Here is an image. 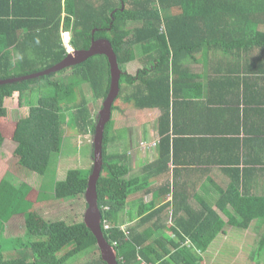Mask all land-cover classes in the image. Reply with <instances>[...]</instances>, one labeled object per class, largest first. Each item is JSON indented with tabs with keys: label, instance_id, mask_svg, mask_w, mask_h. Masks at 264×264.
Returning <instances> with one entry per match:
<instances>
[{
	"label": "trees",
	"instance_id": "trees-1",
	"mask_svg": "<svg viewBox=\"0 0 264 264\" xmlns=\"http://www.w3.org/2000/svg\"><path fill=\"white\" fill-rule=\"evenodd\" d=\"M168 2L169 0H98L96 3V0H68L67 17L64 21L65 30L71 33V46L76 51L88 50L93 41L110 42L121 71L119 94L111 112H124L128 109L127 106L155 110L156 105H159V132L162 137L159 174L168 171L171 96L185 72L184 65L181 64L183 59L205 47L259 46L264 49V19L251 18L252 12L264 13V0H258L257 10L251 9L256 5L248 6L243 3L214 5L213 13L231 12L237 16L238 21H221L219 18L193 21L186 16L199 12V6L188 5H179L184 18L178 19V15L174 17L166 14L173 8ZM61 13L59 8L57 20L45 21L46 28H51L52 33L45 36L43 30L37 36L20 34L27 29L36 33V28L40 29L37 27L39 21H12L8 25H5L6 21H0V81L45 72L68 56L60 37ZM193 26L199 28L196 33L189 30ZM12 47H16L19 52L17 59L12 57ZM132 63L140 64L136 74L122 69ZM66 71L71 73L57 78ZM110 83L108 59L104 55H96L57 73L0 85V152L5 144L2 123L9 114L6 100L18 96L19 105L27 106L28 113L20 117L15 127L12 138L16 145L14 157L21 167L32 173L45 175L52 156L62 151L67 128H73L82 135H94L98 114L94 113L92 103L94 100H105ZM87 91L91 92L92 99L88 97ZM120 100L121 104L126 102L127 106L117 104ZM68 116L71 117L69 124ZM111 125V122L106 125L103 135L102 169L96 191L102 216L101 228L107 242L116 249L119 264H143L144 261L155 264L161 260V264H170V261L175 262L180 256L186 257V248L182 249L181 244H175L170 239L177 249L176 253L172 249L159 253L146 234V225L155 220L158 213H162L167 206L154 212L153 200L151 206H146L142 211L143 219L128 228L129 233L122 231L121 225L116 223V217L127 211L132 194L153 190L157 173L156 164L152 163L145 168L143 176L131 177L128 154L108 150ZM92 169L93 166L90 170H69L66 178L54 185L55 199H75L82 196L86 200L85 193ZM2 182L4 184V179L0 188ZM23 183L25 182L22 181L21 184ZM23 185L27 193L25 198L30 200L33 188L28 184ZM165 188V193L169 192V187ZM228 191L230 193L226 198L229 199L228 204L233 213L224 211V214L232 226L247 230L253 221L264 224V196L242 194L236 184H232ZM13 194L11 192L9 196ZM25 198L15 208V214L24 204ZM44 199L43 193L39 191L33 204L28 202L37 207ZM149 212L151 214L148 215ZM211 216L217 219L219 227L212 222ZM196 220L203 221L198 228L193 227L192 230L187 227L190 222L187 223L184 216L177 219V225L186 236L191 237L196 247L206 250L214 240L215 232L224 231L225 222L210 207L200 213ZM106 222L111 224L110 230H105ZM25 226L28 238L17 243L16 255L12 259L5 258L0 246V264H69L72 259L86 254L89 255L88 260L82 264H107L102 259L96 238L82 220L74 224L63 220H46L39 210L31 209L25 213ZM173 230L177 231L176 228ZM164 240L168 238L164 236L158 239L159 243ZM261 245L264 250V243ZM94 251L97 253L90 254Z\"/></svg>",
	"mask_w": 264,
	"mask_h": 264
},
{
	"label": "crops",
	"instance_id": "crops-1",
	"mask_svg": "<svg viewBox=\"0 0 264 264\" xmlns=\"http://www.w3.org/2000/svg\"><path fill=\"white\" fill-rule=\"evenodd\" d=\"M227 2L256 5L251 8L254 10L259 8L258 0H169L173 8L166 14L174 17L178 15V19H183L179 5L199 6V12L190 13L186 18L193 21L201 18L204 21L214 18L238 21L231 12L213 13L214 5ZM67 7L68 0H0V21H6L5 25L12 21H39L37 27L40 29L36 28V33L27 29L20 34L37 36L43 30L44 36L47 33L51 35V28H46L45 21L57 20L60 8V37L67 49L66 35L72 38L71 33L64 28ZM255 17L264 19V13L252 12L251 18ZM198 29L193 26L189 30L196 33ZM11 49L12 57L17 59L18 50L16 47ZM261 54H264V49L259 46L205 47L183 59L181 64L185 72L171 96L168 171L162 174H159L162 139L159 132V105H156L155 110H140L124 102L128 109L111 112L109 152L128 154L132 178L143 176L145 168L152 163L156 164L157 173L153 190L132 194L127 211L117 216L115 221L122 227H133L143 219L142 211L146 206L150 207L153 200L154 212L167 206L155 220L146 225V234L159 253L165 249H172L176 253L177 249L169 239L181 244L182 249L186 248V257L180 256L177 261H170V264H218L215 257L219 256L208 255L211 247L217 242H227L228 236L236 229L224 214V211L233 213L226 198L232 184H236L242 194L264 196V55ZM139 67V63H132L128 70L136 74ZM165 186L169 187V192L165 193ZM207 207L217 212L225 224L224 231L215 232L210 247L201 250L190 236L183 233L177 225V219L184 216L187 223L190 222L187 226L190 230L198 228L203 220L197 221L196 218ZM211 220L216 224L215 217L211 216ZM258 226L263 228L264 224L253 221L243 233L252 232L251 237L257 234L255 238L259 241L260 237H264V230ZM256 228L257 231H253ZM164 236L168 240L159 243L158 239ZM261 250L260 247L255 254L253 252L251 258L254 255L259 257Z\"/></svg>",
	"mask_w": 264,
	"mask_h": 264
},
{
	"label": "rangeland",
	"instance_id": "rangeland-1",
	"mask_svg": "<svg viewBox=\"0 0 264 264\" xmlns=\"http://www.w3.org/2000/svg\"><path fill=\"white\" fill-rule=\"evenodd\" d=\"M126 65L122 69L128 70ZM71 71H66L57 76H66ZM88 97L92 99L91 92L87 91ZM18 96L13 99L6 100V107L8 108V117L3 120L2 129L5 135V145L0 154V180L1 176H5L4 184L0 188V246L2 247L6 259H12L16 253L17 243L21 240L25 241L28 238V231L25 226V213L31 209L39 210L46 220H63L68 224H74L78 221H84V214L86 212V200L80 196L75 199L56 200L54 197V185L56 182L63 181L66 178L67 172L71 169L90 170L93 166V135H82L79 131L73 128H67L62 151L60 154H54L49 163L48 171L45 175L32 173L25 167L18 164L14 157L15 144L12 141L16 124L20 117L28 113V107H21L18 102ZM118 101L117 104H121ZM92 103L94 113L98 114L102 109V100H94ZM68 115V114H67ZM67 123H71V117L68 116ZM28 184L33 188L30 193V200L26 197L25 186ZM41 191L45 198L41 205L34 207L33 201L36 198L37 192ZM14 193L9 196L10 193ZM25 194V195H24ZM24 204L19 208L15 214V208L23 201ZM31 201L32 204H30ZM20 206V205H19ZM259 222V221H258ZM127 229V227H124ZM258 228H262L258 226ZM264 230V227L262 228ZM253 231H257L253 229ZM249 234H244L243 230L234 229L228 236L227 242H217L210 249V256L215 257L218 264H263L264 250H261L259 257L252 253L262 247V240L259 241ZM94 251L90 254H96ZM239 254V255H238ZM258 255V254H257ZM88 254L80 256V258L72 259L69 264H82L88 260Z\"/></svg>",
	"mask_w": 264,
	"mask_h": 264
},
{
	"label": "water",
	"instance_id": "water-1",
	"mask_svg": "<svg viewBox=\"0 0 264 264\" xmlns=\"http://www.w3.org/2000/svg\"><path fill=\"white\" fill-rule=\"evenodd\" d=\"M104 55L108 59L110 66L111 83L110 90L102 103V109L98 113L95 133L92 138L93 144V169L89 178V186L85 193L87 209L84 214V223L87 225L91 233L97 241V247L100 249L102 259L107 264H119L116 249L111 246L105 239L103 228H101V212L97 204L96 183L100 177L102 169V141L106 125L111 119V108L119 94V80L121 71L118 67L116 55L111 47L110 42L106 40L93 41L91 48L88 50L73 51L58 65L46 70L45 72L36 73L31 76L16 78L12 80H2L0 85L14 83L18 81L30 80L51 73H57L64 69L79 65L88 59L96 56Z\"/></svg>",
	"mask_w": 264,
	"mask_h": 264
},
{
	"label": "built area",
	"instance_id": "built-area-1",
	"mask_svg": "<svg viewBox=\"0 0 264 264\" xmlns=\"http://www.w3.org/2000/svg\"><path fill=\"white\" fill-rule=\"evenodd\" d=\"M66 36H68V38H65V41L68 40V41H67V51H68V53H71V52L74 51V50L71 48V46H70V40H71V39H70L69 34H67ZM66 36H65V37H66ZM104 228H105V230H110V229L112 228V226H111V224H110L109 222H106L105 225H104ZM121 230H122V231H125V232H127V233H129V232H128V228L125 229L124 227L121 226ZM115 245H117V244H115ZM143 264H150V263L147 262V261H144Z\"/></svg>",
	"mask_w": 264,
	"mask_h": 264
}]
</instances>
